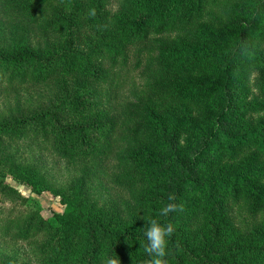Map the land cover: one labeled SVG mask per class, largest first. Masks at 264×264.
I'll list each match as a JSON object with an SVG mask.
<instances>
[{
    "label": "trees",
    "instance_id": "16d2710c",
    "mask_svg": "<svg viewBox=\"0 0 264 264\" xmlns=\"http://www.w3.org/2000/svg\"><path fill=\"white\" fill-rule=\"evenodd\" d=\"M0 14L23 17L0 44L16 100L0 109V264H151L153 219L173 228L166 264H264V0H0ZM9 176L65 209L45 218Z\"/></svg>",
    "mask_w": 264,
    "mask_h": 264
},
{
    "label": "rangeland",
    "instance_id": "374dc122",
    "mask_svg": "<svg viewBox=\"0 0 264 264\" xmlns=\"http://www.w3.org/2000/svg\"><path fill=\"white\" fill-rule=\"evenodd\" d=\"M10 20H4L0 14V21H3V26L0 27V44L9 43L8 39L12 38L16 30L14 29L15 25H19V23L23 20V17L21 16H6L5 18H10ZM17 20V21H16ZM1 23V22H0ZM13 26V27H12ZM8 39H6V38ZM42 37L39 35L38 39H41ZM41 41V40H36ZM256 77V73H254L251 77V83L252 80ZM137 82L140 81V77L137 75L135 78ZM133 79V80H134ZM135 81V80H134ZM131 82L132 80L127 81L121 92H120V101L121 103H125L127 101H130L132 99L131 94ZM38 93L40 95H37L34 97L35 103L39 102V99H44L48 95H51L47 89L44 90H38ZM15 93H8L6 91L0 90V109L3 110H10L15 109ZM37 151V150H36ZM36 158H39V163L41 162L42 166L45 170L49 171L51 174L50 176L54 177L56 180L62 181L64 178L66 179L67 176H69L70 172L67 169L66 165H64L62 162H59L54 156L50 155L49 152H39L36 154ZM7 182L12 184L14 187L18 188L23 195L26 197H31L35 200L33 202L35 203V206L40 209L41 214L45 218H52L53 214L55 212H62L65 209V206L61 203L60 197L54 195L50 191L43 192L42 194H36L34 193L30 187L27 185H22L15 180H13L10 176L6 178ZM117 195L122 196L123 198H127V194L110 185L108 186V193H105L104 196L106 198H114ZM3 243V246L5 247L7 252L13 251H19L20 253H27L26 246L22 243L16 244L12 240L7 241H1ZM26 251V252H25Z\"/></svg>",
    "mask_w": 264,
    "mask_h": 264
},
{
    "label": "clouds",
    "instance_id": "9594fccd",
    "mask_svg": "<svg viewBox=\"0 0 264 264\" xmlns=\"http://www.w3.org/2000/svg\"><path fill=\"white\" fill-rule=\"evenodd\" d=\"M173 199V197H169ZM176 205L168 204L161 208L162 216H166L169 212L175 211ZM173 232L171 225H165L153 219L149 221V226L146 228L144 235L147 238V245L144 246V251L152 256L151 264H166V256L168 254V238ZM105 264H121L119 256L117 258H107Z\"/></svg>",
    "mask_w": 264,
    "mask_h": 264
}]
</instances>
